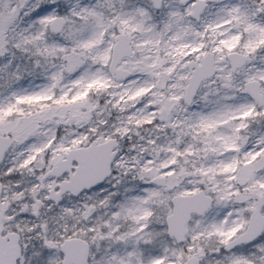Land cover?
<instances>
[{
  "label": "snow or ice",
  "instance_id": "snow-or-ice-1",
  "mask_svg": "<svg viewBox=\"0 0 264 264\" xmlns=\"http://www.w3.org/2000/svg\"><path fill=\"white\" fill-rule=\"evenodd\" d=\"M0 264H264V0H0Z\"/></svg>",
  "mask_w": 264,
  "mask_h": 264
}]
</instances>
